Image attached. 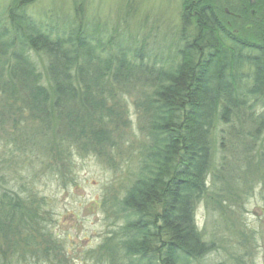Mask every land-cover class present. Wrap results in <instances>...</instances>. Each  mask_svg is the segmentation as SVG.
Instances as JSON below:
<instances>
[{"label": "trees", "instance_id": "1", "mask_svg": "<svg viewBox=\"0 0 264 264\" xmlns=\"http://www.w3.org/2000/svg\"><path fill=\"white\" fill-rule=\"evenodd\" d=\"M29 1L15 0L0 14V115L14 129L26 113L46 131L53 158L67 157L73 147L100 154L98 141L116 146L126 95L137 93V113L150 140L135 179L111 209L122 224L106 240L117 237L123 256L137 264H191L214 250L194 212L204 201L226 213V204L236 205L238 191L250 192L255 181L247 182L245 172L233 176L224 155L213 168L212 134L218 120L235 124L246 107L264 106V0H239L240 18L252 27L243 34L224 28L214 0H181L176 46L158 68L144 63L141 47L132 49L125 33L106 32L79 13L68 29L56 31L28 13ZM36 57L46 61L42 76ZM16 192L0 187L1 263L27 255L62 263L59 242L42 224V206ZM31 230L37 244L30 245Z\"/></svg>", "mask_w": 264, "mask_h": 264}, {"label": "rangeland", "instance_id": "2", "mask_svg": "<svg viewBox=\"0 0 264 264\" xmlns=\"http://www.w3.org/2000/svg\"><path fill=\"white\" fill-rule=\"evenodd\" d=\"M14 1L0 0V14L5 15ZM214 4L221 20L229 21L231 30L240 34L251 32L252 27L237 16L239 0H214ZM180 6V0H30L26 9L33 17L54 25L56 31L68 29L79 13L83 22L104 25L106 32L125 33L132 49L141 47L144 63L158 68L165 66L167 56L172 55L176 46ZM45 62L35 58L41 76ZM146 78V87L150 88L153 84ZM138 98L135 92L126 95L127 115L124 121H116L121 126L115 133L116 146L110 148V141H98L100 154L73 147L67 157L53 158L49 136L26 113L14 129L0 115V187L14 189L22 197L35 199L34 205L42 206L45 223H41L56 237L63 258L62 263H51L27 255L11 264H137V258L123 256L116 244L117 237L110 242L106 239L122 224L121 220H114L111 209L135 179L138 159L150 140L137 113L142 102ZM260 115L264 121V106L257 105L246 107L233 120L235 124L220 120L216 123L212 134L213 168L224 155L226 168L233 176L241 177L245 172L247 182L255 181L250 192L247 188H243V193L238 191L236 205L226 204V213L220 214L204 201L196 205L195 224L214 250L191 264H264V129L257 117ZM245 116L250 120H244ZM114 126L110 121L108 127ZM10 148L19 150L12 154ZM238 148L237 154H233ZM30 235L32 245L37 236L32 230Z\"/></svg>", "mask_w": 264, "mask_h": 264}, {"label": "flooded vegetation", "instance_id": "3", "mask_svg": "<svg viewBox=\"0 0 264 264\" xmlns=\"http://www.w3.org/2000/svg\"><path fill=\"white\" fill-rule=\"evenodd\" d=\"M180 5H181V0H180ZM180 8H181V6H180ZM240 9H241V4H240V7H239V10H238V12L240 11ZM231 16H233V17H235L234 15H236V14H233V13H231L230 14ZM209 15L207 14L206 15V20L205 21H210L209 19H210V17H208ZM238 18H240V13H238ZM208 17V18H207ZM220 17V16H219ZM196 21H197V19H196ZM223 21V20H222ZM181 21H180V25H181ZM223 23H224V25H225V29L227 30H229V27H230V23H229V21H223ZM198 30H197V28L195 27V26H192L190 29H189V32L192 34V35H195L196 34V32H197Z\"/></svg>", "mask_w": 264, "mask_h": 264}, {"label": "water", "instance_id": "4", "mask_svg": "<svg viewBox=\"0 0 264 264\" xmlns=\"http://www.w3.org/2000/svg\"><path fill=\"white\" fill-rule=\"evenodd\" d=\"M254 0H250V3L253 4Z\"/></svg>", "mask_w": 264, "mask_h": 264}]
</instances>
